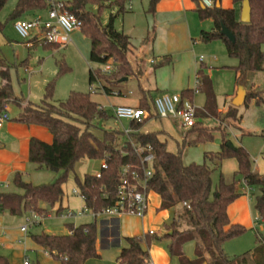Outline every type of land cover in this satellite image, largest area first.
<instances>
[{"label":"trees","instance_id":"obj_1","mask_svg":"<svg viewBox=\"0 0 264 264\" xmlns=\"http://www.w3.org/2000/svg\"><path fill=\"white\" fill-rule=\"evenodd\" d=\"M8 0H0V11ZM159 0H148L147 12H155ZM200 20L210 19V30H201L199 40L208 43L220 40L226 48L227 55L235 58L237 64L232 67L236 73V84L245 86L246 76L250 72H264V0H248L250 4V20L247 23L237 19L234 8H222L215 3L211 7L201 5V0H193ZM241 4L243 0H232ZM126 0H68L63 1L64 8L80 22V31L90 42L88 62L96 64L88 71V82H98L106 95L117 93L116 83L124 77L135 75L134 68L128 60L131 52L129 37L114 27V18L124 13ZM96 6L92 10L90 6ZM50 7L48 0H17L7 20H15L29 16L31 13L46 10ZM105 7H112L115 14H110L106 24H102L100 12ZM225 26L234 36L231 42L221 34ZM3 24L0 22V30ZM33 45V44H32ZM31 45V46H32ZM41 46L50 51H57L56 43L41 41ZM63 47V46H62ZM26 61V60H25ZM170 56H164L152 63L156 69L170 63ZM111 62L110 64H108ZM58 74L69 71L63 57L55 61ZM110 65L107 74L101 69ZM9 66L0 65V107L18 101L13 93ZM204 64H200L195 78L198 92L204 95L205 101L201 109L196 110V117H212L221 122L238 120L237 108L229 106L221 114L216 105L211 78L206 73ZM53 85L49 83L43 97L37 104L27 103L12 120L27 125H40L51 133V145L40 143L34 139L29 141L32 154L31 162L55 174L47 183L32 184L25 182L20 173H15L13 185L20 192H0V210L12 215L24 212H35L40 217L49 214L47 207L53 208L63 197V184L69 171L81 158L100 159L104 162L97 174L86 173L82 179L74 177L78 194L85 208L98 214L113 206L117 201V187L121 179L123 167L135 170L139 174L141 157L134 151L133 144L150 147L154 156L151 177L147 181V189L160 198L161 209H173L172 219L165 224L166 232L162 236H133L125 238L126 246L120 250L117 260L120 264H147L148 253L142 249V243H150L152 239L168 241L167 249L171 256L178 259L179 264H264V234L256 233L255 245L237 256H229L224 252L225 242L239 237L247 229L239 224H232L227 215V207L240 192L237 185L256 188L258 194L254 198V209L257 219L264 225V178L252 170V161L248 151L241 145H233L221 131L220 127L209 129L200 121L190 128L195 138L190 145L211 141L216 131L221 132L222 141L218 151L205 152L202 164H184L182 149L170 152L165 141L158 138L156 132H139L142 125L154 113L149 92L142 91L138 107L149 113L143 122L131 121L132 132L124 137L122 131L101 130L100 134L95 120L109 118L107 112L94 101L90 93L70 91L64 100L53 102ZM261 92H248L246 99L253 98L257 104L263 102ZM194 89H184L181 95L192 100ZM158 118V117H157ZM122 137V138H121ZM230 143V145H228ZM227 158H234L237 169L232 182H225L219 171L221 163ZM210 162V164L207 163ZM218 171L219 179L214 189L212 176ZM61 208L56 209L59 213ZM103 230L110 238L109 245H117L118 220H104ZM67 233L49 234L40 232L32 234L34 243L46 251L59 264H84L85 261L97 258L96 241L98 238L97 221L79 225L66 224ZM195 242V258L188 259L182 250L185 243ZM0 264H10L7 257L0 254Z\"/></svg>","mask_w":264,"mask_h":264},{"label":"crops","instance_id":"obj_2","mask_svg":"<svg viewBox=\"0 0 264 264\" xmlns=\"http://www.w3.org/2000/svg\"><path fill=\"white\" fill-rule=\"evenodd\" d=\"M16 1H13L12 4L7 6V8L3 7L0 11L1 23H3V18L7 20ZM201 5L203 6L202 3ZM215 5L222 8H234L236 17L240 20L241 4H234L232 0H216ZM125 6L127 10L124 13L117 15L114 19V27L129 37L131 52L128 54V60L134 68L135 75L128 77L127 80L137 79L140 93L138 96L128 99L125 97V94L133 96L132 91L129 90L126 92L123 89H119L120 87L118 85H115V88L117 89L116 95L122 96L121 98L114 97L111 99V96L104 93L107 96L106 99L109 100V103L106 106L101 103L98 104L107 112L109 118L115 119L112 113V107L114 106L129 105L138 107L142 91L149 92V90L153 89L156 91V97L160 95L159 93L157 94V92H161V90L167 88L168 85L180 92L184 89H194L196 86L195 74L199 65L202 63L206 67V73H208L211 78L213 91L216 97V105L219 97L223 99L222 105L220 107L217 105V109L221 114H224L229 106H233V100L236 97L239 87H242L245 91V100L240 106L236 107L239 119L235 121V126L226 122V120L221 122L212 117H196V121H200L201 124L204 125L203 120L210 118L215 120L214 126H204L209 128L224 127L225 137L233 145H241L248 151L252 161V170L264 178L263 146H261L259 154H256V152L255 154L253 153L254 149L259 146L258 144L263 145L264 141V72H250L246 76L245 86L236 84V73L232 67L237 64V60H229L232 57L227 55L225 45L220 40L208 43L199 40L200 31L210 30L212 27V21L210 19H199L196 11V3L193 0H159L155 6V12L153 15L147 12L148 0H126ZM39 15L40 12L38 11L19 19H31ZM15 20H11L12 25ZM41 41L42 40L34 36L30 39H26V41H23L22 43L25 45L27 52H30L33 48L41 46ZM13 45L14 44H10L9 40L0 42V48L2 46L13 48ZM203 54L207 56V60ZM1 55H4L3 51H0V56ZM164 56H170V63L153 69L152 63L159 61ZM200 56L203 57L202 60H200ZM13 58L15 61L12 67H9V72L13 93L18 98V101L10 102L8 104L7 109L10 119L0 127V192H20V190H18L12 183L15 173H20L23 181L32 184L47 183L55 177L53 172L45 168H40L37 164L31 162L32 154L29 147V141L31 139L43 144L51 145L53 143L51 133L43 126L27 125L12 120V118L16 116L21 108L27 103H32L34 105L37 104L25 99L22 95V91L15 85V76L16 80L19 81V67L23 68L24 71L27 70V58L19 59L15 54H13ZM207 64L209 65L207 66ZM0 65L6 66L3 59H0ZM193 74L195 80L194 86L191 85ZM149 79H152L151 82ZM248 92H261L260 94L263 102L257 104L253 98L246 99ZM104 103H106L105 100L103 101V104ZM12 106H14L13 115H10V112H12ZM155 120H161V118H149L139 129V132H156L158 138L162 140V135L160 134H168L173 125L170 127V125L162 123L158 126L156 125ZM171 120L176 124L178 122L176 119ZM147 122L150 124H146ZM129 125L123 127V129L128 128ZM181 127L190 130V128H185L182 125ZM184 129L181 130L184 132ZM216 132L221 134L220 131ZM184 137L186 136L184 135ZM165 143L167 144L166 140ZM211 147L215 148V146ZM222 168L228 170L237 169V162L234 158H227L221 163V172ZM98 172L91 174H98ZM83 176L80 179H82ZM238 186L240 192L239 197L227 207L229 221L232 224L244 226L248 232L254 230L257 233L256 223L259 221L258 219L255 220V218H257V213L254 209V198L258 194V190L256 188L247 187L243 182L238 184L237 187ZM254 191L257 192L255 196L253 194ZM72 193H78L77 187ZM78 197H80L79 194ZM63 199L64 191L61 201L55 204L53 209L60 207V215H73L74 211L71 209L69 198L66 196L64 201ZM154 199L156 200V203L153 205L152 201ZM80 201L83 207L82 210L89 212V215L93 220L96 219L99 230V235L96 241L98 257L89 259L85 261L84 264H95L97 261L101 260L105 252L107 258L111 260L112 264H119L117 257L120 250L126 246L125 238L144 236L148 234L149 231L154 232L149 236H162L166 230L165 227H163L162 231L159 230L158 215H161L163 219H169V221L163 223V226L171 221L173 215V209L160 208V198L154 192L148 194V207L143 217H138L132 214H122L119 217H94L92 213L85 208L81 197ZM158 209L160 211H158ZM114 218L118 220V234L120 240L117 245L111 246L109 245L110 238L106 237L107 233L103 230L104 225L102 222ZM19 232L20 237L17 243L22 244L23 234L25 236L26 233ZM167 243V240H161L156 243L154 242V239H152L149 244L146 242L142 243V249L148 253V264H179L177 257L169 254ZM37 247L42 250L43 253L48 254L41 249V247ZM232 247L230 240L223 245V249L227 253ZM182 250L188 259L195 258L194 241L185 243Z\"/></svg>","mask_w":264,"mask_h":264},{"label":"rangeland","instance_id":"obj_3","mask_svg":"<svg viewBox=\"0 0 264 264\" xmlns=\"http://www.w3.org/2000/svg\"><path fill=\"white\" fill-rule=\"evenodd\" d=\"M16 0H8L5 4L4 8H7L10 4ZM56 2H63L68 0H52ZM92 10H96L97 7L94 5L89 7ZM40 17L42 20L46 19V10L39 11ZM116 10L112 7H105L100 12V19L102 24H106L109 20L110 14H115ZM34 18V17H33ZM116 18V17H115ZM114 18V19H115ZM32 19V18H31ZM3 29L0 30V42L9 40L10 44H14L13 48L11 47H1L0 51H3V56H0V59H3V62L6 66L12 67L15 59L13 58V54L17 56L19 59L27 58V70L24 71L23 68L18 69V79L16 80V76L14 78L15 85L22 91V95L25 99L33 103H39L42 95L45 91L46 86L49 83L53 85V93L52 100L53 102H58L64 100L68 97L70 91H80L84 93H90L91 98L97 103H101L102 105H107L109 100L106 99L107 96L101 90L98 82H93L91 85L88 82V71L90 67H96V64H90L88 62L89 50H90V42L83 35L80 30H76L70 34V40L63 46V48L58 45L57 51L46 50L41 46H37L33 48L30 52H27L25 45L22 43L26 41V39H22L16 33L13 28L12 21L6 20L3 18L2 20ZM36 30H34V34ZM205 55V54H203ZM63 57L64 63L66 67L69 68V71L58 74V68L56 66L55 61L59 58ZM207 60V56L205 55ZM205 60V62H206ZM229 60H236L235 58H231ZM109 62L108 64H110ZM209 64H207L208 66ZM218 65V64H217ZM110 65L103 66L101 69L102 73L107 74L109 71L107 68ZM24 79V80H22ZM152 79H149L151 82ZM194 74L191 79V85L194 86ZM120 88L124 91L128 92L132 91L133 96L130 94H125V97L131 99L135 96H138L140 91L138 88L137 79H129L127 81H121L116 83ZM156 91L153 89L149 90V95L151 99L155 97ZM180 94L179 90L172 88L171 86H167L161 90V92H157V94ZM258 93V92H256ZM111 99L114 97L121 98L122 96H118L116 94L109 95ZM110 98V97H109ZM106 103L103 104V101ZM223 99L221 97L218 98L217 105L220 107L222 105ZM192 105L196 109H200L204 103V95L201 92H194L192 100ZM8 105H6L7 107ZM13 107H11L12 112L10 115H13ZM165 119V118H164ZM155 120L156 125L160 126L162 123L170 125L171 130L168 134L161 133V139L163 141L166 140L167 148L170 152L176 153L178 149L181 147L182 149V159L185 164L189 163H197L202 164L204 162V153L209 151H218L220 143L222 141L221 134L219 132H215L214 138L211 141L204 143H197L195 145H190L189 142L195 138V133L190 130L184 129L181 127L180 122L177 124L171 119L166 118L165 120ZM161 121V122H160ZM236 120L228 119L226 122L236 125ZM154 122V123H155ZM225 122V124H226ZM204 125L213 127L215 124V120L208 118L207 120H203ZM95 124L98 126L99 130H95V133L100 134L101 130H118L122 131L123 127L129 125L128 120H115L113 118H108L106 120H95ZM146 124H150L147 122ZM145 124V125H146ZM207 127V128H209ZM148 128V127H147ZM184 129V132L183 130ZM213 129V128H209ZM221 131L224 132V127H220ZM186 137H184V135ZM121 136L126 137L123 133ZM194 137V138H193ZM122 138V137H121ZM186 138V139H185ZM193 138V139H192ZM234 139V138H233ZM259 148L256 147L254 149V154H259L261 146H263L264 153V141L263 145L258 144ZM215 146V148L211 147ZM207 147V148H206ZM258 148V150H257ZM254 159V158H253ZM102 160L93 159L89 160L87 158H81L78 160L74 166L73 170L69 171L66 181L63 185L64 191V199L66 196L70 200L71 209L74 211L73 215H60L56 213V209L47 207L49 214L45 217L38 218L36 216L33 217V213L24 212L22 214L12 215L7 211L0 210V254L5 255L8 258L10 264H24L25 260L28 264H59V262L53 259L48 254L43 253L31 238L32 234L46 232L51 234H64L67 233L66 224H74L79 225L83 223L92 222L93 219L89 215V212L82 210V205L80 201V197H78V193H72L73 190H76L74 177L77 176L81 178L85 173H95L100 170V166L102 164ZM210 164L209 161H207ZM234 170L223 169L221 172V167L219 171L222 173L223 179L225 182H232L234 179ZM219 179V172L216 171L212 176V188L214 189L216 183ZM241 184V182H239ZM239 189V186H238ZM254 196L257 192L254 191ZM156 200L152 201L154 205ZM158 211H160L158 209ZM256 217L255 213L253 212ZM32 220H36V223L30 225L27 229L26 235L23 234L22 244H18V239L20 237V227L27 224L26 219L28 218ZM34 218V219H33ZM257 218H255L256 220ZM169 221V219H163L161 215H158V224L159 230H163V223ZM259 221V220H258ZM256 230L264 234V225L262 223H256ZM256 231L251 230L245 232L243 235L233 238L230 240V244L233 246L232 249L228 252L224 251L229 256H237L248 250H251L255 245ZM165 240V239H162ZM161 240L154 239V242H159ZM234 253V254H231ZM114 261V260H113ZM119 263V262H118ZM95 264H112L111 260L107 258L106 252L102 256L101 260L97 261ZM120 264V263H119Z\"/></svg>","mask_w":264,"mask_h":264},{"label":"built area","instance_id":"obj_4","mask_svg":"<svg viewBox=\"0 0 264 264\" xmlns=\"http://www.w3.org/2000/svg\"><path fill=\"white\" fill-rule=\"evenodd\" d=\"M50 7L46 9V19L42 20L40 16L32 19H18L13 23L14 29L22 39H30L36 36L38 39L47 43H56L64 46L69 40V35L80 30L81 22L71 13L65 10L63 2L48 0ZM216 0H201L203 6L211 7ZM34 30L36 33L33 34ZM200 56V60H202ZM152 62V61H151ZM106 66V65H105ZM107 66L106 69L109 70ZM197 85V80H196ZM194 92H198L196 86ZM152 105L154 113L158 118H170L178 120L185 128H191L196 122V108L191 101L180 94H160L153 98ZM112 113L115 120H128L129 122H143L149 118V113L139 107L129 105H117L112 107ZM10 119L8 109L5 106L0 107V127ZM128 136L132 129L124 128L122 131ZM134 151L141 157L139 174L135 170H129V167H123L121 171L120 183L117 187V201L113 206L106 208L98 214L92 213L94 217H119L122 214H132L143 217L148 207L147 181L152 175L151 163L154 156L150 147H140L133 144ZM101 166H105L104 162ZM98 175V174H97ZM33 217H40L35 212ZM63 215V214H62ZM34 219V218H33ZM27 224L20 227V231L27 232V229L36 220L27 218ZM154 232L149 231L148 235ZM24 264H28L27 261ZM148 264V261H147Z\"/></svg>","mask_w":264,"mask_h":264},{"label":"water","instance_id":"obj_5","mask_svg":"<svg viewBox=\"0 0 264 264\" xmlns=\"http://www.w3.org/2000/svg\"><path fill=\"white\" fill-rule=\"evenodd\" d=\"M249 20H250V4L248 0H243L241 3L240 21L247 23L249 22ZM220 32L222 35L226 36L229 41L231 42L235 41L233 34L225 26H222ZM125 80H127V77L122 78L120 81H125ZM244 100H245V91L242 87H239L236 97L233 100V106L234 107L240 106ZM228 145H230V143Z\"/></svg>","mask_w":264,"mask_h":264}]
</instances>
